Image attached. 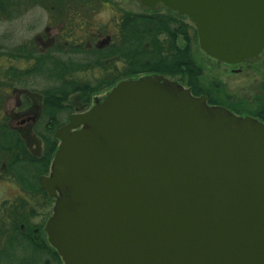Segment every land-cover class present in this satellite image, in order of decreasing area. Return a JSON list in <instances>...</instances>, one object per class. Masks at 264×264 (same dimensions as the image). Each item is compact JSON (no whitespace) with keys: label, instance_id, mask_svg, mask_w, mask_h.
<instances>
[{"label":"water","instance_id":"95a60500","mask_svg":"<svg viewBox=\"0 0 264 264\" xmlns=\"http://www.w3.org/2000/svg\"><path fill=\"white\" fill-rule=\"evenodd\" d=\"M139 2L186 16L218 63L250 65L264 50V0ZM93 100L56 130L41 177L64 264H264L263 120L160 73Z\"/></svg>","mask_w":264,"mask_h":264},{"label":"flooded vegetation","instance_id":"af4514ba","mask_svg":"<svg viewBox=\"0 0 264 264\" xmlns=\"http://www.w3.org/2000/svg\"><path fill=\"white\" fill-rule=\"evenodd\" d=\"M158 7L170 10L162 4L154 9ZM109 9L117 10L110 19L98 18L100 11ZM12 10L11 16L0 17V21L13 22L14 27L23 29L25 39L11 47L56 55L62 54V50L73 51L75 59L81 58L82 50L102 49L112 42L118 29L117 17L128 11L115 8L113 0H15ZM8 61L11 63L6 64L5 60L0 64L24 68L33 63L32 58ZM241 65L249 66H230H239L232 69L239 71ZM26 76H0V136L8 133L11 143L10 151L0 148V184L8 182L17 187L11 200L0 203V258H15L18 264H53V260L55 264H64L45 231L55 197L42 187L41 177L51 171L59 144L56 130L68 122L71 114L89 108L97 93L85 107L77 101L76 94L48 102L33 89V77L28 73ZM9 99H14L10 106ZM50 141L56 143L51 158L47 156ZM16 211L34 215H25L20 222L1 220L4 214Z\"/></svg>","mask_w":264,"mask_h":264},{"label":"trees","instance_id":"16d2710c","mask_svg":"<svg viewBox=\"0 0 264 264\" xmlns=\"http://www.w3.org/2000/svg\"><path fill=\"white\" fill-rule=\"evenodd\" d=\"M14 2L0 0V17L12 15ZM150 10L123 11L117 17L118 29L112 42L102 49L82 50L81 58L77 59L73 51L62 50V54L56 55L50 52H26L24 49L19 51L0 44V62L10 58H24L25 61L27 58L33 59V63L24 68L1 65L0 70L3 74L12 73L14 76H26L28 73L33 80L47 81L49 84L44 88L33 89L42 93L48 102H59L67 99L69 94H76L77 101L84 107L90 103L92 94L109 90L118 80L160 73L185 84L194 95L205 94L209 104L225 105L236 113L248 114L264 121V72L253 105L239 108L236 105L241 102L240 98L229 102L214 96L202 84V66L192 51L193 42H197L194 25L184 22L182 16L171 10L165 13L153 11L154 8ZM223 96L230 98L227 94ZM7 135L2 133L0 136V148L10 151L11 143ZM49 144L47 156L51 158L56 143L50 141ZM25 215L34 213L8 212L1 220L20 222Z\"/></svg>","mask_w":264,"mask_h":264},{"label":"rangeland","instance_id":"374dc122","mask_svg":"<svg viewBox=\"0 0 264 264\" xmlns=\"http://www.w3.org/2000/svg\"><path fill=\"white\" fill-rule=\"evenodd\" d=\"M114 7L122 8V10H128L130 12H148L151 11L149 8L141 6L139 0H113ZM117 10L111 11L102 10L99 12L98 18L102 20L110 19ZM159 13H165L167 10L164 7H158L155 10ZM181 19L188 24H192L190 20L183 16ZM44 25V24H42ZM41 25V26H42ZM42 28V27H41ZM23 34V29L13 26V22H2L0 21V44L3 46H13L17 42L25 39ZM180 42H182L180 40ZM192 51L197 62L202 66V84L209 88L211 93L215 96L221 97L223 100L232 102L236 99L241 100L236 107L245 108L254 104L255 98L258 95L260 89L259 85L263 78L264 72V51L261 53L259 59L249 66L241 65V70L232 71V69L238 68L239 66H230L224 63H217L214 59L208 57L199 48L198 40L193 42ZM6 60V64L11 63ZM1 66V64H0ZM6 67V65H4ZM4 76L1 72L0 76ZM8 75V74H7ZM6 75V76H7ZM141 76V75H140ZM34 89H42L47 86V81H39L37 79L33 80ZM179 82V81H178ZM182 84V83H181ZM186 86L185 84H183ZM187 87V86H186ZM105 93H97V96H101ZM223 94L229 95L230 98L224 97ZM94 94L91 95V97ZM14 103V99L8 100V105L10 106ZM221 105V104H220ZM225 106V105H223ZM227 107V106H225ZM228 108V107H227ZM229 109V108H228ZM231 110V109H230ZM233 111V110H231ZM234 112V111H233ZM236 113V112H235ZM239 114V113H237ZM246 115V114H239ZM248 115V114H247ZM17 187L12 183H1L0 184V203L6 200H11L13 196L17 193ZM55 264L56 261H52ZM19 262L13 259H2L0 258V264H18Z\"/></svg>","mask_w":264,"mask_h":264}]
</instances>
